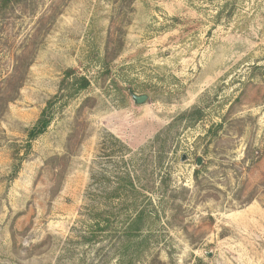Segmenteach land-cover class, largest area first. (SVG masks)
Returning a JSON list of instances; mask_svg holds the SVG:
<instances>
[{"label": "rangeland", "instance_id": "obj_1", "mask_svg": "<svg viewBox=\"0 0 264 264\" xmlns=\"http://www.w3.org/2000/svg\"><path fill=\"white\" fill-rule=\"evenodd\" d=\"M66 69L90 86L28 150ZM0 264H264V0L3 11Z\"/></svg>", "mask_w": 264, "mask_h": 264}, {"label": "trees", "instance_id": "obj_2", "mask_svg": "<svg viewBox=\"0 0 264 264\" xmlns=\"http://www.w3.org/2000/svg\"><path fill=\"white\" fill-rule=\"evenodd\" d=\"M21 1H23V0H0V15L3 11H5L11 5L19 3ZM76 72H77L76 69H66L63 72V77L60 81V85H59L57 93L55 95L51 96L46 101L45 106L41 110L37 120L33 123V125L29 129H27V132H26V137H27L26 148L28 150L31 147L32 141L46 132L47 128L49 127V125L52 121L53 110H54L55 106L62 100V98L64 96L63 94L66 92L70 95V97H73L78 92L86 90L90 86V82L88 81V79H86L85 77H77ZM194 115H197V117H196L197 120H200V118L202 116L200 114V110H196V111L194 110L191 113L180 115L179 118L176 120H181L184 117H187V116L191 117ZM176 120H174V121H176ZM171 127H173V124H170L168 129H170ZM159 139H160V135L158 134L154 138V140L152 141V145L157 143L159 141ZM14 172H16V168H15ZM196 172H197V170H196ZM128 182L130 184L131 189L134 190V185H133L132 181L129 179ZM120 189H121L120 186H118V184H117L116 187L112 188V191L114 193H116ZM141 215H142V213L139 212L137 217L135 218V221H133L132 226L129 227V228H131L129 230V232L131 230H133L135 232L139 230V227H138V225L136 226V224L141 221ZM133 224H135V225H133ZM95 226L97 227V230L99 231V227H98L99 225L96 224Z\"/></svg>", "mask_w": 264, "mask_h": 264}, {"label": "water", "instance_id": "obj_3", "mask_svg": "<svg viewBox=\"0 0 264 264\" xmlns=\"http://www.w3.org/2000/svg\"><path fill=\"white\" fill-rule=\"evenodd\" d=\"M148 97L146 95H134L131 94V100L135 105H141L146 102ZM201 160L198 158L196 166H200ZM208 256H211V253H208Z\"/></svg>", "mask_w": 264, "mask_h": 264}]
</instances>
